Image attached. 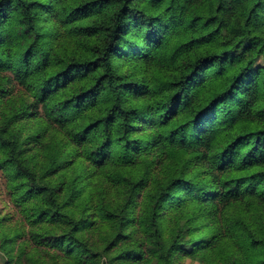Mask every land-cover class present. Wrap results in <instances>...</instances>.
<instances>
[{"label": "trees", "instance_id": "obj_1", "mask_svg": "<svg viewBox=\"0 0 264 264\" xmlns=\"http://www.w3.org/2000/svg\"><path fill=\"white\" fill-rule=\"evenodd\" d=\"M0 171L7 264H264V0H0Z\"/></svg>", "mask_w": 264, "mask_h": 264}, {"label": "rangeland", "instance_id": "obj_2", "mask_svg": "<svg viewBox=\"0 0 264 264\" xmlns=\"http://www.w3.org/2000/svg\"><path fill=\"white\" fill-rule=\"evenodd\" d=\"M237 34V30H232V34L228 38H232L234 35ZM0 214L2 216L7 217L10 216V221L14 223L17 218L19 220V215L17 214L16 210L13 208L12 204L9 201L7 190L5 188L4 178L0 171ZM0 264H7L3 259L2 252L0 251ZM179 264H199L198 262L191 261L189 259H184L179 261Z\"/></svg>", "mask_w": 264, "mask_h": 264}]
</instances>
